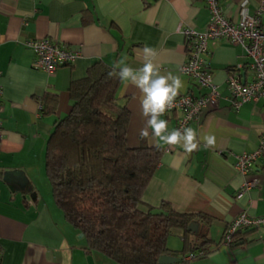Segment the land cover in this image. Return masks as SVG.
I'll use <instances>...</instances> for the list:
<instances>
[{"label":"crops","instance_id":"crops-1","mask_svg":"<svg viewBox=\"0 0 264 264\" xmlns=\"http://www.w3.org/2000/svg\"><path fill=\"white\" fill-rule=\"evenodd\" d=\"M258 0H220L224 15L238 20L252 15ZM208 11L204 0H0V264H116L88 251L80 232L56 206L45 171L46 140L55 121L71 108L68 86L84 76L94 61L109 66L126 56L142 66V49L157 50L162 73L172 72L184 82L180 93L198 96L199 88L180 67L186 59L184 28L204 30ZM264 25V13L260 17ZM50 37L60 45L78 50L71 64L47 73L34 67V52L27 39ZM220 94L216 107H206L187 127L211 132L214 148L200 147L186 153L179 146L162 149L154 173L141 195L142 209H162V203L180 213L197 215L188 240L203 255L187 258L180 230L165 240V255L178 258L171 264H264V227L242 230L231 247L221 245L224 229L239 213L264 215V156L247 176L238 174L234 153L257 146L264 126V100L246 102L237 110L228 103L226 77L232 70L244 82L252 79L249 58L240 45L226 39L208 41L204 57ZM118 103L129 111L126 144H140L144 126L139 90L120 81ZM178 111L164 119L173 129ZM154 146L151 136L144 139ZM258 184L236 197L246 178ZM205 241V242H203Z\"/></svg>","mask_w":264,"mask_h":264},{"label":"trees","instance_id":"trees-1","mask_svg":"<svg viewBox=\"0 0 264 264\" xmlns=\"http://www.w3.org/2000/svg\"><path fill=\"white\" fill-rule=\"evenodd\" d=\"M110 71L112 66L94 61L84 76L69 83L71 108L55 121L46 140L45 171L54 202L83 235L88 251L116 264H159L168 251L166 237L176 229L184 247L201 256L204 250H192L187 238V226L197 215L164 203L160 211L142 209L141 195L162 149L144 139L127 146L130 115L118 103L120 80Z\"/></svg>","mask_w":264,"mask_h":264},{"label":"built area","instance_id":"built-area-1","mask_svg":"<svg viewBox=\"0 0 264 264\" xmlns=\"http://www.w3.org/2000/svg\"><path fill=\"white\" fill-rule=\"evenodd\" d=\"M204 1L208 11L204 30L183 29L187 53L180 71L205 91L198 96L189 92L180 93L175 101L176 106L170 110L179 112L174 128L187 127L192 120L197 119L204 108L216 107L218 103L220 91L218 85L213 82L212 74L204 59L208 41L212 39L223 38L233 44L240 45L249 58L248 67L252 74L251 81L244 82L236 70L230 71L226 77L227 100L231 108L237 110L246 102L264 100V25L260 21V17L264 13V0H258L252 15H243L238 20H231L224 15L220 0ZM24 44L35 54L34 67L47 73H52L61 65L73 63L80 55L78 50H71L47 36L27 39ZM1 95L2 85L0 82V100ZM1 137L2 123L0 120V140ZM171 149L172 146L165 145L163 151L168 152ZM233 156L235 157L233 168L238 174L247 176L251 173L255 161L264 156V126L260 130L257 146L253 150L234 153ZM257 184L258 179L246 178L236 197H240ZM259 227H264V215L251 216L241 212L224 229L221 245L230 247L232 239L238 231ZM186 257L189 259L194 255L190 253Z\"/></svg>","mask_w":264,"mask_h":264},{"label":"clouds","instance_id":"clouds-1","mask_svg":"<svg viewBox=\"0 0 264 264\" xmlns=\"http://www.w3.org/2000/svg\"><path fill=\"white\" fill-rule=\"evenodd\" d=\"M161 68L157 50L144 46L142 66L134 68L126 56H121L109 72V76L117 77L126 87L133 86L139 90L140 114L144 120V126L139 131L140 138L151 136L157 148L179 146L186 153L196 151L201 142L205 148H214L216 137L211 132L201 130L203 134H200L193 127L169 129V121L163 117L176 106L175 101L184 88V82L170 71L162 73Z\"/></svg>","mask_w":264,"mask_h":264},{"label":"water","instance_id":"water-1","mask_svg":"<svg viewBox=\"0 0 264 264\" xmlns=\"http://www.w3.org/2000/svg\"><path fill=\"white\" fill-rule=\"evenodd\" d=\"M196 225H197V222L191 221L187 226V230L188 231H194V228L196 227ZM80 236H83V235L80 233ZM177 260H178V258L170 256V255H161L158 259V263L159 264H171ZM87 261H88V264H93V260H92L91 255L87 256Z\"/></svg>","mask_w":264,"mask_h":264}]
</instances>
